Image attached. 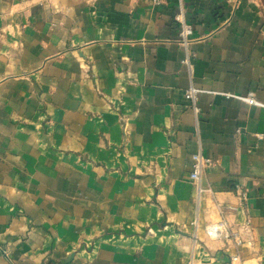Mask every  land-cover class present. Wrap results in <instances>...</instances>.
I'll list each match as a JSON object with an SVG mask.
<instances>
[{
  "label": "crops",
  "instance_id": "crops-1",
  "mask_svg": "<svg viewBox=\"0 0 264 264\" xmlns=\"http://www.w3.org/2000/svg\"><path fill=\"white\" fill-rule=\"evenodd\" d=\"M260 7L185 0L188 68L176 0H0V264H264Z\"/></svg>",
  "mask_w": 264,
  "mask_h": 264
},
{
  "label": "built area",
  "instance_id": "built-area-1",
  "mask_svg": "<svg viewBox=\"0 0 264 264\" xmlns=\"http://www.w3.org/2000/svg\"><path fill=\"white\" fill-rule=\"evenodd\" d=\"M178 4V13L176 16V21L179 25V35H178V42L180 46L182 47L185 57L182 61V64L186 67L190 68L191 61L195 58L194 55L191 54L190 46L193 42V36H194V28L193 26L187 21L186 18V8H185V0H176ZM167 0H152L154 7H161L164 4H166ZM208 92H205L203 90L197 89L193 86H191L186 92H185V99L190 103L191 109L194 112L195 117L198 119L200 114V109L198 107V101L199 97L202 94H206ZM218 95V94H214ZM224 97L228 99H236L239 100L247 105L255 106L261 109H264V104L256 101L252 98H245L242 96H235L231 94H224ZM263 136H259V139H262ZM192 171L190 174V180L191 182L196 186L197 189V198L198 203L201 202L202 198L207 197H213V193L210 189L204 188L201 185V180L204 171L214 165V162L212 159L205 157L201 151H199L197 154H195L192 157ZM240 201L245 202L247 200L246 194H240ZM213 203L216 204V201L214 200ZM217 210H219L221 217L215 222H210L204 227L205 235L210 240L215 241H224L226 245L230 246L232 245L236 249L242 244L243 240L239 234V232L232 230V228L229 225V222L227 220V217L223 215V212H221V208L217 206ZM238 210L235 206H229L226 208L227 212H236ZM192 226L197 228L198 221L195 220L192 223ZM0 256L7 257V251L4 250L2 247H0ZM231 261L233 263H240V257L239 255L231 256ZM189 264H192V260L189 262Z\"/></svg>",
  "mask_w": 264,
  "mask_h": 264
},
{
  "label": "rangeland",
  "instance_id": "rangeland-1",
  "mask_svg": "<svg viewBox=\"0 0 264 264\" xmlns=\"http://www.w3.org/2000/svg\"><path fill=\"white\" fill-rule=\"evenodd\" d=\"M260 2V5H261V9H262V12H263V15H264V0H259Z\"/></svg>",
  "mask_w": 264,
  "mask_h": 264
}]
</instances>
